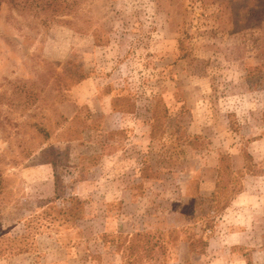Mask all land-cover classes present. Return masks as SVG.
Masks as SVG:
<instances>
[{
  "label": "rangeland",
  "instance_id": "374dc122",
  "mask_svg": "<svg viewBox=\"0 0 264 264\" xmlns=\"http://www.w3.org/2000/svg\"><path fill=\"white\" fill-rule=\"evenodd\" d=\"M76 8L0 6V264H264V0Z\"/></svg>",
  "mask_w": 264,
  "mask_h": 264
},
{
  "label": "trees",
  "instance_id": "16d2710c",
  "mask_svg": "<svg viewBox=\"0 0 264 264\" xmlns=\"http://www.w3.org/2000/svg\"><path fill=\"white\" fill-rule=\"evenodd\" d=\"M2 3H8L11 7L19 11V13L24 15H30L36 19H40V22L44 24H48L51 22H62V23L69 22V20L65 18V16L72 15L77 11L76 6L79 3V0H0V6L2 5ZM14 96L12 97L13 99H15ZM13 99H10V101H12ZM224 156L228 158L230 157L229 154H226ZM245 159L247 161H250L251 156L246 153ZM219 164H220V170L218 174V183L216 184V190L213 193L214 196L217 195V189H219V187L221 188L220 184L222 179L226 177V174L223 173L221 160L219 161ZM142 177L146 178L145 175H142ZM239 191L240 189H236V187L230 189V191L228 192L229 194L227 195V200L230 201L231 199H233V197ZM227 204L228 203H226L225 206H227ZM213 222H214L213 218L203 219L202 220L203 229L204 227L209 228L213 226ZM162 233L163 232H161L160 230H155L154 232L147 231L144 234H142L144 241L141 244H138L137 241L136 242L131 241L130 244H128L127 249L134 256L144 254L146 258L153 260L155 263L163 264L166 262L167 257L170 255V251H169L171 245L170 240L168 239L165 240L164 242V239L159 238L156 241L154 240L153 242L151 241V239H154L158 234L160 235ZM193 234L194 233H190L188 235L190 240L189 246L191 251L197 250V242H202L204 247L208 245V241H206L203 238L204 233H199L200 236L198 237L196 233L194 235ZM137 235L139 236L140 234H136V237H138ZM161 250H165V251H162L160 253ZM203 251L204 249H201L200 253ZM135 258L138 259V257Z\"/></svg>",
  "mask_w": 264,
  "mask_h": 264
}]
</instances>
